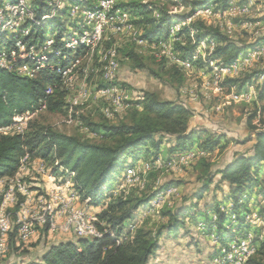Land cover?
<instances>
[{
  "label": "trees",
  "instance_id": "obj_1",
  "mask_svg": "<svg viewBox=\"0 0 264 264\" xmlns=\"http://www.w3.org/2000/svg\"><path fill=\"white\" fill-rule=\"evenodd\" d=\"M48 1L32 0L38 16H42L48 10ZM87 1L91 3L96 0ZM230 1L219 0L222 8L229 6ZM213 2L214 0H193L190 3L191 11L186 16L161 10L158 12V17L154 15L157 8L152 1L119 0V5L130 10L135 19L134 23L142 29L141 37L153 43L161 38H168L170 28L174 24L186 21L198 8L209 6ZM44 30L39 29L38 33L41 34ZM180 35L182 41L175 42L174 50L181 58H192L199 42L212 36L218 44L210 58L219 59L225 64L232 63L241 53L250 47L253 48L264 39V37L258 38L251 46H245L230 38L219 28L208 25L204 20H197L184 26ZM125 55L136 59L138 64L143 66L140 64L139 54L133 49L126 51ZM200 61L201 59L196 60L195 65ZM172 68L174 75L179 74L178 83L180 86L183 85L185 80L183 71L176 64ZM257 74L263 76L257 99L259 102H264V69ZM248 79L249 76L228 78L225 83L229 86L240 83L238 87L241 88ZM49 84H56V87L54 93L47 99V110L61 112L66 105L67 92L62 87L59 76L51 72H43L37 78L31 79L0 69V128L10 125L16 115L34 111L37 103L47 96L46 90ZM138 103L143 109L133 110L132 122L93 123L83 117L91 131L99 135L100 141L83 139L33 122L24 134L0 135V179L14 176L27 153L50 162L58 158L62 165L75 171V188L80 194L84 198H90L91 205L102 206L98 217L104 225H100V228L114 234V237L105 235L92 240L61 239L49 246L40 261L29 264H150L164 235H175L186 229L188 219L199 218L200 201L213 184L216 187L223 183L229 185L228 196L234 207L226 212L221 208L220 203L216 204L213 212L216 213L217 220L210 219L208 231L215 226L221 242L225 243L226 240L237 236L242 229L248 228L245 217L239 215L242 211L240 209L245 204L242 199L246 192L261 186L259 174L264 164V130L255 131L251 123L257 116L256 110L249 118V125L255 131V140L250 151L234 153L232 159L222 166L209 162L205 156L200 158L196 171L201 184L180 206L170 208L163 213L168 218L167 223L162 224L154 232L137 228L131 240L116 245L115 237L119 236L124 226L135 217V210L152 197H135L133 194L114 196L111 189L126 165L130 160L136 163L146 154L156 159L162 151L165 139L168 138L172 143L169 148L170 157L187 152L192 149L198 133L197 130L189 128L188 119L194 112L183 103L161 100L157 94L150 91H145ZM260 109L264 111V104ZM221 138V136L206 138L202 148L209 151L220 143ZM149 148L153 149L152 153ZM232 216H236V223L239 224L238 232L231 233L225 238L226 233L221 232L226 229V224ZM15 239L13 232L10 236L11 245L16 243ZM263 252L264 240L260 242L257 254L248 264H264Z\"/></svg>",
  "mask_w": 264,
  "mask_h": 264
},
{
  "label": "built area",
  "instance_id": "obj_2",
  "mask_svg": "<svg viewBox=\"0 0 264 264\" xmlns=\"http://www.w3.org/2000/svg\"><path fill=\"white\" fill-rule=\"evenodd\" d=\"M48 4V10L38 16L32 0H1L0 69L31 79L43 72L59 76L62 87L70 96L66 104L68 124L83 125L82 120H76L74 108L84 105L92 95L85 83L92 72L100 75V83L96 85L95 91L108 104L104 110L106 115L110 116V105L114 110L124 107L122 89L114 84L120 69V51L116 43L110 42V34L129 32L138 44L157 49L156 56L173 61L182 70L194 68V62L200 55L196 51L192 58L183 59L174 50L175 42L182 41L180 31L191 21L190 18L174 24L168 38L151 43L141 37L142 29L134 23L130 10L119 5V0H96L91 3L87 0H49ZM211 11L210 7H205L196 14H210ZM39 29L45 30L39 34ZM257 47L252 48L254 54ZM251 62L250 50L248 53H241L229 64L208 60L212 68L210 77L213 88L217 92L227 90L234 101L248 98L249 93L240 92L235 85L229 86L225 81L234 78L242 66ZM80 78L83 83L78 86ZM55 87L56 84H49L47 96L37 103L34 111L16 115L10 125L0 128V134H24L34 116L48 111L47 99L54 93ZM216 109H221V106L218 105ZM200 154L204 156L205 152L191 150L165 161L171 167H176L194 160ZM160 160L156 158L149 162L144 157L136 163L131 160L114 183L111 192L119 193L141 183L143 175L151 171ZM32 164L45 183L36 182L39 178L27 172V166ZM22 175H30L28 179L32 182H26L23 179L26 176ZM75 178V171L62 165L58 158L50 162L27 153L14 176L0 179L1 257L7 255L13 232L17 244L28 242L39 229H47L48 233L60 239L92 240L105 235L114 237L113 233L100 228L104 224L98 217L99 212H92L91 199L84 198L75 188ZM115 186L119 188L114 189ZM160 198L147 203V207L154 208ZM135 218L115 237L116 245L134 237L137 230ZM245 221L248 228L222 243L208 264H248L257 254L260 242L264 240V220L253 212L246 214ZM237 232L233 230L234 234Z\"/></svg>",
  "mask_w": 264,
  "mask_h": 264
},
{
  "label": "rangeland",
  "instance_id": "obj_3",
  "mask_svg": "<svg viewBox=\"0 0 264 264\" xmlns=\"http://www.w3.org/2000/svg\"><path fill=\"white\" fill-rule=\"evenodd\" d=\"M148 1L154 2L157 8L154 15L158 17V12L161 10L186 16L191 11L190 3L193 0ZM205 7L211 8L210 14H196ZM205 7L198 8L191 17H188L187 20L190 18L191 21L189 20L187 25L197 20H204L208 25L219 28L230 38L245 46H251L258 38L264 37V0H231L226 8H222L219 0H214L211 5ZM110 42L116 43L120 51V69L114 84L122 89L121 98L124 107L120 110H114L110 105V116L106 115L104 110L108 104L100 99L95 91L96 85L100 83V75L92 72L90 78L85 81L92 95L84 105H77L74 108L75 118L82 120V126L78 123H67L66 105L61 112L38 113L31 119L30 123L50 127L69 135H77L83 139L100 141L99 135L91 131L83 117L93 123L132 122L134 119L133 110L135 108L143 109L138 103L140 96L145 91H150L157 94L161 100L181 102L193 110L194 113L188 119L189 128L197 130L198 133L195 136L192 149L188 151L199 152L203 150L207 160L216 166H222L229 162L234 153L238 151H250L255 140L254 132L264 130V111L260 109L264 102H259L257 99L259 85L263 80L262 74H257V72L264 69V39L256 45L258 46L256 54H254L252 47L246 50L247 53L250 50L252 62L247 66H242L241 70L234 76V78L249 76L243 87H238L240 83L235 84L238 91L249 93V97L236 101L229 97L227 90L217 92L212 86L210 77L212 68L208 60H219L210 58L218 44V41L212 36L201 40L195 49V52L200 54L197 60L201 59V63L199 62L190 70L181 69L185 75L184 83L181 86L177 81L179 74L174 75L173 73V61L156 56L157 49L138 44L129 32L110 34ZM131 49L139 54L140 64L143 66H140L136 59L125 55L126 51ZM164 59H166L165 62ZM82 83L83 80L80 78L77 84L79 86ZM68 97L70 96L66 93L65 104L69 100ZM218 105L221 106L219 110L216 109ZM255 110L257 116L251 121L252 126L255 127L254 131L249 125V118ZM218 136L222 138L217 146L209 149V151L202 148L206 138L211 139ZM168 140L169 138L165 139L162 151L157 157L161 159L160 163H156L157 165L151 171L143 175L144 179L141 183L128 187L125 191L114 193V196L122 194L123 196L133 194L135 197L152 196L147 202L148 204L161 196L160 202L154 208H148L146 203L135 210L137 212L134 223L136 228H143L150 232L156 231L162 224L167 223L168 218L163 213L170 208L180 206L185 198L190 196L201 184L196 166L198 160L203 156L200 154L184 165L171 167L165 161L170 158L169 148L172 143ZM149 150L151 153L153 152V149L149 148ZM143 157L149 162L155 160L150 154ZM27 167V172L39 178V181L36 182L45 183L41 180L42 176L33 169V164ZM259 175L261 186L244 194L242 202L245 204L240 209L242 211L239 215L245 217L246 214L254 212L264 220V164ZM22 176H26L23 178L26 182H32L28 179L30 175ZM116 188L119 186L114 187V189ZM210 188V191L205 193L200 201L199 218L196 220L188 219L186 229L175 235H164L159 241V248L152 256L150 264H208L212 259L222 245L219 232H216L215 226L212 227L211 231H208L210 219L211 221L217 220H215L216 213L213 212V209L216 204L220 203L221 208L227 212L234 207V204L228 196L229 185L223 183L216 187L213 184ZM120 190H122L121 187ZM91 207L92 212H100L102 209V206L92 205ZM247 207L248 209H246ZM238 225L236 216H232L226 224V229L221 233H226V238L233 233L234 229L238 231ZM59 240L61 239L57 236L46 232L44 229H39L28 242H21L20 244L16 242L13 245L10 243L7 255L5 257L0 256V264H29L40 261L49 246Z\"/></svg>",
  "mask_w": 264,
  "mask_h": 264
},
{
  "label": "crops",
  "instance_id": "obj_4",
  "mask_svg": "<svg viewBox=\"0 0 264 264\" xmlns=\"http://www.w3.org/2000/svg\"><path fill=\"white\" fill-rule=\"evenodd\" d=\"M1 186H2V185L0 184V188H1ZM68 239H69V238H68Z\"/></svg>",
  "mask_w": 264,
  "mask_h": 264
}]
</instances>
